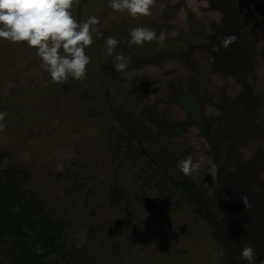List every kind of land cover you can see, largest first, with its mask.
I'll return each mask as SVG.
<instances>
[{
    "label": "rangeland",
    "instance_id": "obj_1",
    "mask_svg": "<svg viewBox=\"0 0 264 264\" xmlns=\"http://www.w3.org/2000/svg\"><path fill=\"white\" fill-rule=\"evenodd\" d=\"M82 1L73 16H97L102 36L81 80L53 82L35 48L0 39V168L34 215L63 223L61 254L45 259L247 264L251 245L264 264V220L256 229L245 193L264 182V0H155L135 18ZM140 26L164 44H130ZM187 157L199 165L191 176L178 167ZM5 251L0 264H12Z\"/></svg>",
    "mask_w": 264,
    "mask_h": 264
},
{
    "label": "clouds",
    "instance_id": "obj_2",
    "mask_svg": "<svg viewBox=\"0 0 264 264\" xmlns=\"http://www.w3.org/2000/svg\"><path fill=\"white\" fill-rule=\"evenodd\" d=\"M78 0H0V39L11 43L26 42L27 46L36 49V55L51 80L57 84L71 77L81 80L86 75L91 58L86 48L91 46L95 38L102 33L97 29L99 18L89 16L79 22L72 14L73 6ZM155 0H109L114 12L124 13L135 18L138 15L148 16ZM129 43L143 45L157 41L163 45L166 39L163 31L157 35L153 28L135 27L129 32ZM235 35H227L221 39L225 49L236 41ZM120 41L115 37L106 38L109 54H113ZM214 51L218 49L214 48ZM115 71L124 72L128 62L124 55L115 52ZM5 113L0 112V129ZM180 171L191 176L199 167L191 157L178 162ZM241 259L247 264H258V257L251 245H245L240 252Z\"/></svg>",
    "mask_w": 264,
    "mask_h": 264
},
{
    "label": "trees",
    "instance_id": "obj_3",
    "mask_svg": "<svg viewBox=\"0 0 264 264\" xmlns=\"http://www.w3.org/2000/svg\"><path fill=\"white\" fill-rule=\"evenodd\" d=\"M85 2L86 0L82 1V3ZM139 156L147 157L149 165L156 164L154 158L148 155L144 148L140 150ZM166 177L170 185L176 182V185L183 186L167 173ZM245 184L249 185L247 182ZM246 187L245 193L247 198L251 199L250 205L252 209H258L257 214L260 217L255 218L253 224L256 229H261L264 220V204L262 205L264 193L261 194L264 190V182ZM255 194H259V201L262 200L260 205L256 203ZM62 224L50 214L44 215L43 218L34 215L23 202V195L14 190L8 169L0 168V246L6 249L4 255L8 262L12 264H70L66 258H63V261L45 259L50 254H61L58 243L62 236Z\"/></svg>",
    "mask_w": 264,
    "mask_h": 264
}]
</instances>
